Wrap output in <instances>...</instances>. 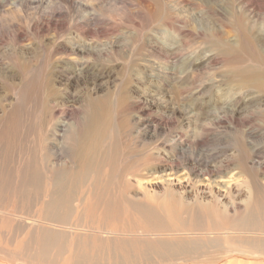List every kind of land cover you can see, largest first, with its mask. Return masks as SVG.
Wrapping results in <instances>:
<instances>
[{
  "label": "rangeland",
  "instance_id": "rangeland-1",
  "mask_svg": "<svg viewBox=\"0 0 264 264\" xmlns=\"http://www.w3.org/2000/svg\"><path fill=\"white\" fill-rule=\"evenodd\" d=\"M238 19L264 39V0H0V264H264Z\"/></svg>",
  "mask_w": 264,
  "mask_h": 264
},
{
  "label": "bare ground",
  "instance_id": "bare-ground-1",
  "mask_svg": "<svg viewBox=\"0 0 264 264\" xmlns=\"http://www.w3.org/2000/svg\"><path fill=\"white\" fill-rule=\"evenodd\" d=\"M204 3L208 4L206 2H204ZM238 16H240V15H238ZM232 23L236 27L235 28L236 37L242 43L241 49H240V47H238V48L240 50L243 49V53H242V51H239V49H237L234 46V44H232V42L227 40V38H221L220 41H217V43L220 45V49H218V50H219V52L220 51L222 52L223 56L230 58V59L233 58L234 56H236L237 54H238V56H242L240 63L236 64L237 63L236 62L234 64V65H236V67L234 69V74H235L234 76L239 79V82L244 87H246L247 90L248 89H252V90L255 89L256 91H258V93H260L264 96V39L263 38H261V39L257 38V31L251 27H247V25L244 26L241 22H239V19H238V21H233ZM255 26H257V29L259 32L264 31V22H262L260 19H258V25H255ZM227 34H228V31H227ZM231 34H233V33L231 32ZM223 36H224V34H223ZM244 42L247 43L248 45L245 46L243 44ZM235 45L237 46L236 42H235ZM250 50L255 51V53L257 54V60L255 59L256 54H251V53L247 52ZM246 63L254 64L256 67L262 68L263 69L262 73L260 72V70L253 69L255 67L254 65H249ZM244 64L248 65V66H243ZM95 104H96V101H93L92 102V108L93 109L95 107ZM189 120H190V118H189ZM89 130H93V128H90ZM242 134H244V133H242ZM237 145L239 146V148L241 150L247 149V144L244 141H240ZM241 163H243V162H241ZM214 170L217 173H220L219 168H215ZM79 178H77V179H79ZM77 179H76V181H77ZM258 180L256 182H258ZM216 184H219V183H216ZM64 189H65V187H64ZM51 199H54V195H52ZM61 202H63V201H61L59 198L55 199V203H53V205H50V206H52L53 209H57V208H61L62 206H65V209H67L68 203H65V202L61 203Z\"/></svg>",
  "mask_w": 264,
  "mask_h": 264
}]
</instances>
